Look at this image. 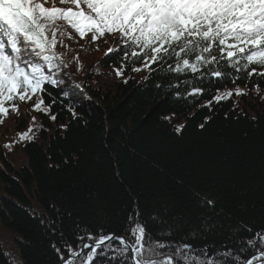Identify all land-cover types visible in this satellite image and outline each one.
<instances>
[{"label":"trees","instance_id":"1","mask_svg":"<svg viewBox=\"0 0 264 264\" xmlns=\"http://www.w3.org/2000/svg\"><path fill=\"white\" fill-rule=\"evenodd\" d=\"M67 31L72 38L55 49L61 83L45 85L56 100L51 111L34 110L33 97L0 123V264H60L52 244L61 246L62 233L73 247L85 227L127 236L137 212L154 236L172 232L165 242L185 239L196 249L222 251L251 238L244 226L264 228V78L223 60L212 66L223 79L169 72L166 64L150 71L131 55L123 59L116 36L91 41V33ZM110 47L116 51L105 55ZM72 79L90 96L83 104L63 95ZM192 87L204 91L189 95ZM237 87L246 95L214 99ZM29 128L33 138L20 140Z\"/></svg>","mask_w":264,"mask_h":264},{"label":"snow or ice","instance_id":"2","mask_svg":"<svg viewBox=\"0 0 264 264\" xmlns=\"http://www.w3.org/2000/svg\"><path fill=\"white\" fill-rule=\"evenodd\" d=\"M59 3L66 6H55V0L51 7L46 6L48 0H0V123L10 110L19 111L20 102L33 97H37L34 110L44 114L51 111L56 100L45 85L61 83L55 70L62 63V54L55 49L58 43H63L62 37L72 38L68 27L81 38L91 33V41L105 34L116 36L124 45L120 49L123 59L131 55L150 71L154 70V64H160L161 70L166 64L169 72L223 79L221 68L212 67L223 60L235 72L244 71L246 77L255 74L264 78V0H59ZM114 51L110 47L105 55ZM169 60L175 61L174 66L168 64ZM115 72L123 75V66ZM259 90L257 84L256 91ZM203 91L202 87H192L188 94L201 95ZM233 94L246 95L237 87L235 93L229 90L214 99L219 101ZM45 95L51 100L47 105ZM49 118L57 119L56 115ZM32 119L34 122L35 117ZM182 127L176 130L179 132ZM31 131L29 128L20 133V140H31ZM205 203L212 205L213 201L206 199ZM139 216L137 212L128 217L124 229L127 236L104 228L93 232L85 227L77 230L73 247L62 233L61 246L52 244L60 264H264V228L254 231L244 226L251 238L226 242L218 246L224 250L216 251L212 246L196 249L185 239L165 242L164 237H171L172 232H158L154 236ZM239 231L234 230L233 236H239Z\"/></svg>","mask_w":264,"mask_h":264},{"label":"rangeland","instance_id":"3","mask_svg":"<svg viewBox=\"0 0 264 264\" xmlns=\"http://www.w3.org/2000/svg\"><path fill=\"white\" fill-rule=\"evenodd\" d=\"M71 87H72V88H71ZM78 87H79L80 89H82V87L77 86V84H76V85H73V86L71 85V86H70L71 89H69V90H70L69 93L72 94L71 91H74L73 89H74V88L76 89V88H78ZM83 97H84V98H87L88 96H87V95H86V96H85V95H83V96H78L79 99H80V98L82 99ZM88 98H89V97H88ZM13 257L16 258V259H18L17 253H13Z\"/></svg>","mask_w":264,"mask_h":264},{"label":"bare ground","instance_id":"4","mask_svg":"<svg viewBox=\"0 0 264 264\" xmlns=\"http://www.w3.org/2000/svg\"><path fill=\"white\" fill-rule=\"evenodd\" d=\"M75 91L77 92V94H80L79 96L85 95L86 93L83 91V89L80 88H76ZM74 95V94H73Z\"/></svg>","mask_w":264,"mask_h":264},{"label":"water","instance_id":"5","mask_svg":"<svg viewBox=\"0 0 264 264\" xmlns=\"http://www.w3.org/2000/svg\"><path fill=\"white\" fill-rule=\"evenodd\" d=\"M117 235V234H116Z\"/></svg>","mask_w":264,"mask_h":264}]
</instances>
